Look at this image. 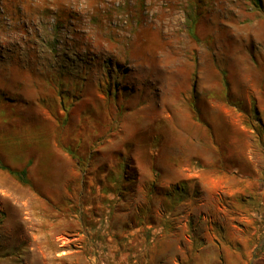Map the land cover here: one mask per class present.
Listing matches in <instances>:
<instances>
[{
    "label": "rangeland",
    "instance_id": "obj_1",
    "mask_svg": "<svg viewBox=\"0 0 264 264\" xmlns=\"http://www.w3.org/2000/svg\"><path fill=\"white\" fill-rule=\"evenodd\" d=\"M263 29L264 0H0L33 184L0 167V264H264Z\"/></svg>",
    "mask_w": 264,
    "mask_h": 264
},
{
    "label": "trees",
    "instance_id": "obj_2",
    "mask_svg": "<svg viewBox=\"0 0 264 264\" xmlns=\"http://www.w3.org/2000/svg\"><path fill=\"white\" fill-rule=\"evenodd\" d=\"M257 1L261 2V0H257ZM0 167L3 169H6L12 176H14L17 180H19L23 184L33 185L31 176L29 174V166L28 165L25 167H22V168H15V167H11V166L5 164L0 159Z\"/></svg>",
    "mask_w": 264,
    "mask_h": 264
},
{
    "label": "crops",
    "instance_id": "obj_3",
    "mask_svg": "<svg viewBox=\"0 0 264 264\" xmlns=\"http://www.w3.org/2000/svg\"><path fill=\"white\" fill-rule=\"evenodd\" d=\"M27 162H29V161H27ZM25 166H27V164L22 166V167H25ZM22 167H20V168H22ZM29 174L31 176L30 169H29ZM31 179H32V177H31ZM68 182L70 183L71 179H68V180L67 179H65V180L63 179V195L68 192V190H67V188L69 186Z\"/></svg>",
    "mask_w": 264,
    "mask_h": 264
},
{
    "label": "built area",
    "instance_id": "obj_4",
    "mask_svg": "<svg viewBox=\"0 0 264 264\" xmlns=\"http://www.w3.org/2000/svg\"><path fill=\"white\" fill-rule=\"evenodd\" d=\"M6 17V16H5ZM7 19H9L8 17H6Z\"/></svg>",
    "mask_w": 264,
    "mask_h": 264
},
{
    "label": "bare ground",
    "instance_id": "obj_5",
    "mask_svg": "<svg viewBox=\"0 0 264 264\" xmlns=\"http://www.w3.org/2000/svg\"><path fill=\"white\" fill-rule=\"evenodd\" d=\"M263 31H264V29H263ZM262 32V31H261ZM264 33V32H263Z\"/></svg>",
    "mask_w": 264,
    "mask_h": 264
}]
</instances>
